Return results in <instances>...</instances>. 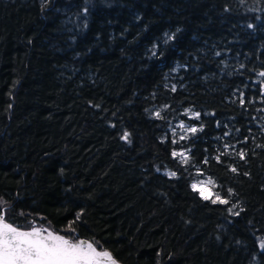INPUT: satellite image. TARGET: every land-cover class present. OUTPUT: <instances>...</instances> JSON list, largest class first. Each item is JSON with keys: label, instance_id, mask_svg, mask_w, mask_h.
Here are the masks:
<instances>
[{"label": "trees", "instance_id": "trees-1", "mask_svg": "<svg viewBox=\"0 0 264 264\" xmlns=\"http://www.w3.org/2000/svg\"><path fill=\"white\" fill-rule=\"evenodd\" d=\"M261 72L264 0H0L6 219L120 264H264Z\"/></svg>", "mask_w": 264, "mask_h": 264}, {"label": "snow or ice", "instance_id": "snow-or-ice-1", "mask_svg": "<svg viewBox=\"0 0 264 264\" xmlns=\"http://www.w3.org/2000/svg\"><path fill=\"white\" fill-rule=\"evenodd\" d=\"M251 26V25H250ZM155 54V53H153ZM219 55V53H217ZM259 75L264 76V72ZM174 90V89H173ZM199 117V114H195ZM159 117L160 113L157 112ZM184 128V125H180ZM190 131L195 133L196 128ZM129 134L124 133L122 139L128 140ZM184 139V137H181ZM173 157H183V162L187 163V156L183 152H173ZM243 158L244 153H239ZM232 171H236L235 168ZM174 177L175 172L168 173ZM209 185L214 186V181L209 178L207 181H199L192 184V189L198 191L205 200L212 199V203L228 204V199H223L219 193H212L208 188ZM208 193L207 195L205 193ZM5 203L0 199V204ZM232 208L228 211L232 212ZM239 215V213H234ZM79 219V216H77ZM71 229V226H69ZM74 231V229H71ZM264 248V243L261 244ZM0 264H117L116 259L108 251H97L92 243L85 241H74V239L65 238L56 234L47 228L32 227L31 230H21L18 226H13L6 219V210L0 208Z\"/></svg>", "mask_w": 264, "mask_h": 264}, {"label": "rangeland", "instance_id": "rangeland-1", "mask_svg": "<svg viewBox=\"0 0 264 264\" xmlns=\"http://www.w3.org/2000/svg\"><path fill=\"white\" fill-rule=\"evenodd\" d=\"M79 19H80L79 13L74 10L69 16H67L65 23H66V25H69L71 27H75V26L79 25ZM181 124L184 125V128L180 127ZM191 128H195V126L191 122L180 121L178 123H175L171 128H169L170 129L169 131H170L171 137L173 139H177V138L189 136L190 134H192L193 132L190 131ZM201 180L202 179L200 177H198V178L193 180L192 184L197 183ZM208 188L212 192V189L209 186H208ZM205 194L207 195L208 193L206 192Z\"/></svg>", "mask_w": 264, "mask_h": 264}, {"label": "flooded vegetation", "instance_id": "flooded-vegetation-1", "mask_svg": "<svg viewBox=\"0 0 264 264\" xmlns=\"http://www.w3.org/2000/svg\"><path fill=\"white\" fill-rule=\"evenodd\" d=\"M58 234V233H57ZM60 235V234H59ZM65 238H69V239H74V241H80V240H83V239H81V238H79V237H75V238H72V237H65ZM94 245V247H96V249H97V251H106V250H104V249H100L98 246H96L95 244H93Z\"/></svg>", "mask_w": 264, "mask_h": 264}, {"label": "water", "instance_id": "water-1", "mask_svg": "<svg viewBox=\"0 0 264 264\" xmlns=\"http://www.w3.org/2000/svg\"><path fill=\"white\" fill-rule=\"evenodd\" d=\"M48 229V228H47ZM21 230H31V228H29V229H21ZM50 230V229H49ZM50 231H52V230H50ZM55 233V232H54ZM57 234V233H56ZM82 241H85L86 243H91V242H89L88 240H85V239H83ZM117 264H120V263H118L117 262Z\"/></svg>", "mask_w": 264, "mask_h": 264}, {"label": "bare ground", "instance_id": "bare-ground-1", "mask_svg": "<svg viewBox=\"0 0 264 264\" xmlns=\"http://www.w3.org/2000/svg\"><path fill=\"white\" fill-rule=\"evenodd\" d=\"M49 229V228H48ZM51 230V229H50ZM54 232V231H53ZM93 244V243H92ZM94 246V245H93ZM117 261V260H116ZM118 262V261H117ZM119 263V262H118Z\"/></svg>", "mask_w": 264, "mask_h": 264}]
</instances>
